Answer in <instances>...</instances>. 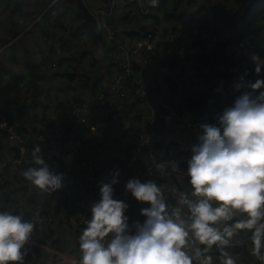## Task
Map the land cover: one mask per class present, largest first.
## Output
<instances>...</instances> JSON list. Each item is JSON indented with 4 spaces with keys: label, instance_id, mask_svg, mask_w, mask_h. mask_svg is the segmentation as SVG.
Returning <instances> with one entry per match:
<instances>
[{
    "label": "built area",
    "instance_id": "2783aa9c",
    "mask_svg": "<svg viewBox=\"0 0 264 264\" xmlns=\"http://www.w3.org/2000/svg\"><path fill=\"white\" fill-rule=\"evenodd\" d=\"M82 1L95 21L97 33L102 37L100 43L95 42L92 35L84 33L87 27L77 33L76 30L71 29V25L65 19L61 24L56 22L59 10L58 0H52L47 11L41 16L46 27L54 33L51 37L41 32L45 36L43 43L47 49L44 50L40 46L39 49L43 51L40 55L50 61L48 71L52 74L57 72L76 74L74 80L66 81L61 86L55 87L50 92L52 98L45 96V103L54 105L55 98L62 96L65 101L69 97V116L56 127L51 126L49 131L35 126L32 132L27 133L0 109V139L4 138L13 144L0 158V206L14 212H23L25 219L39 221L32 239L26 245L28 250L39 248L43 253L33 264H62L61 254L78 259L80 253L73 251L74 238H78L85 226V220L90 216L88 209L90 202L99 198L97 182L106 181L109 178L106 172L97 173L91 196L87 199L89 203L84 200L73 204L64 201L68 197V183H63L64 186L55 192H47L33 187L30 182L23 184L22 199L24 202H21L18 200V191L15 188L16 184H20L15 176L19 167L24 163L32 162V150L37 144L41 147L45 161L51 169L55 170L59 167V160L54 150L62 141V152L64 150L67 152L61 154V159H63V154L71 156L76 161L81 177V174L84 175L89 168V149L81 139L86 138L90 144L102 143L105 131L101 124L107 121L117 128L120 145L127 149V163L130 168L133 167L139 172L138 178L142 181L145 177L161 178L155 169H153V174L149 171V162L155 158L158 162L175 159L182 172L184 168L180 165L185 161L184 156L174 153L173 150L167 155V141L179 137L182 130L193 132L199 130L201 123H213L215 120V116L211 117L209 113L199 115L188 112L186 98L191 95L200 96L207 89L204 86L203 92H197L198 82L203 81L198 78L194 66L198 55L204 51L194 44V40L209 34L211 35L210 47L219 40H223L229 50L242 51L249 60H251L249 52H256L251 36L236 38L228 32H223L221 37L213 36L214 24H212L210 33L201 29L199 22H195L192 26H181L173 19H165L158 7L150 5L147 0ZM180 1L168 0V11L176 9ZM191 1L196 2L192 6L193 12L201 6L233 3L231 0ZM119 11L127 26V35L123 36L118 32L117 24L111 19L117 16ZM136 16L139 18H135ZM209 19L213 21L210 11ZM145 20L149 21L145 22ZM139 24L146 25L149 28L147 32L131 34L132 30L140 26ZM98 49H103L107 67L108 65L112 67H108L109 74L101 80L99 85L87 91L82 86L83 77L81 75L88 73L94 75V79L96 75H100L97 74L100 72V64L94 60ZM177 50L180 61L173 66L165 64L163 60L174 56ZM241 70L239 67L233 70L238 75L236 81L242 75ZM152 73L157 76L156 80L152 78ZM25 76H27L26 72L16 74V78L21 83L19 92L23 95L20 99L27 106V110L35 111L37 107L35 94L40 93ZM245 79L252 80L247 76ZM13 84L14 81L5 85L7 101L10 105L13 104V98L10 97L14 95L8 91L11 90ZM40 86L46 87L44 83ZM62 89L65 91L63 94L54 96ZM191 89L192 93H189ZM222 97L226 98V94ZM175 100H178L179 107H173ZM163 107L167 108L169 113H164ZM38 113L44 119L45 124L52 122L44 116L43 112ZM121 114L129 120L131 131L123 132L122 128L116 124L118 120L125 118ZM141 159L148 163L143 165ZM67 164L72 168L69 160ZM73 180H75L74 186L79 189L78 180L75 177ZM185 180L187 181V177ZM115 197L127 201L120 191H115ZM57 203L60 204V209L58 211L51 209ZM127 203L136 205L137 212L140 213L139 201L132 198ZM41 228L42 231H40ZM50 232H54L59 237L62 242L61 249L53 245V239H44V235ZM250 235V230H238L230 246L244 245L252 254ZM75 247L79 252L78 244ZM215 252L216 247L213 246L208 255L213 257V264H220L215 261L217 257ZM231 256L235 258L236 264L251 263L249 260L242 262L243 253Z\"/></svg>",
    "mask_w": 264,
    "mask_h": 264
},
{
    "label": "clouds",
    "instance_id": "9594fccd",
    "mask_svg": "<svg viewBox=\"0 0 264 264\" xmlns=\"http://www.w3.org/2000/svg\"><path fill=\"white\" fill-rule=\"evenodd\" d=\"M51 1L27 30L36 27L50 35L41 16ZM39 23L45 31L37 28ZM249 57L257 78L241 75L233 87L243 91L233 103L218 112L213 123L199 125L185 169L181 172L175 159L150 166V174L155 169L165 177L170 170L181 181L187 177L188 188L153 178H129L125 192L148 204L140 208L144 220L130 224L129 204L115 197L120 169L109 170V178L97 182L99 198L90 202V216L77 238L80 255L74 259L61 254L62 264H213L208 255L213 246L219 250L220 264H236L226 246L241 229L250 230L251 252L264 264V54L249 52ZM16 80L13 74L12 81ZM21 174L42 191L64 186L65 174L50 168L39 144ZM38 223L0 206V264H24L26 245Z\"/></svg>",
    "mask_w": 264,
    "mask_h": 264
},
{
    "label": "trees",
    "instance_id": "16d2710c",
    "mask_svg": "<svg viewBox=\"0 0 264 264\" xmlns=\"http://www.w3.org/2000/svg\"><path fill=\"white\" fill-rule=\"evenodd\" d=\"M49 1L50 0L47 1L44 9L47 7ZM185 1L186 0H181L178 7L172 11H168V0H159V4L157 5V7L163 13L165 19H173L177 21L181 26H192L195 22H199L200 28L210 33L212 24H214L213 36L221 37L223 32H228L236 38H241L246 35L251 36V41L255 46L256 52L264 54V0H231L233 2L232 4L229 2L227 3L232 7H230L226 3H215L213 5H210L209 7L201 6L196 12L192 11V6L196 2L190 0V5L188 7L189 15L187 11L181 9L183 2L185 3ZM20 4H27V1L21 0ZM20 4L15 3L13 10H10L9 18H11V21L8 23V26H5L4 28L5 30H8V27L10 28V33H13V38L11 40H6V43L11 42L19 35L17 31V22L14 19V15L18 12L16 10L17 5L21 6ZM69 4L71 8L68 7ZM203 11H206L208 13V17L206 19L198 20ZM209 11L210 13H212L213 21L209 19ZM66 14H68L69 17H72L73 20L82 23V25L79 27L80 29H74L77 33L80 32L85 25H87L88 27L84 29V33L92 35L95 42L100 43L102 41L101 35L95 30V21L93 17L88 13L82 0L62 1L58 10L56 22L58 24H61L62 21L66 18ZM135 18H139V16H136ZM139 25L140 26L135 28V30L131 31V34H140L143 32H147V30L149 29L146 25ZM39 26L41 30L45 31V28L41 23H39ZM123 34L127 35V32H123ZM32 36H34V38L41 37L43 38V41L45 37L38 29L33 30ZM27 37L28 36L23 34L16 41L18 42V44L24 46ZM210 39L211 38H209L208 34L194 40V44L198 45L201 50L204 51L203 53L198 55L197 63L194 66V69L197 73L198 78L203 81L207 89L205 93L200 96L191 95L187 97L186 104L188 105V112L191 114H197L198 111H201L199 115L209 113L210 116L213 117L218 112H221L225 107L230 106L235 100L236 96L240 94V91H243V89H241L240 91L234 90L233 85L238 78V75H236L233 71L234 68H241L242 70L240 74L245 75V73H247V75L245 76L249 77L253 81L257 78V76L254 72L255 65L253 61L244 56L242 51L229 50L223 40H219L214 46L210 47ZM9 47L14 48L15 46L14 44H11ZM178 52L179 51L177 50L174 56L168 57V59L163 60V62L170 66L176 65L177 62L180 61ZM25 63L26 68H28V72H26L27 76L25 77L30 80V83L34 86V88L39 90L38 93H45L47 91V88L40 86L41 83H44L46 87L49 86L55 88L61 86L63 83H66V81L74 80L76 77V74L74 73L57 72L52 74L48 71V69L46 71H43L42 68L39 65L35 64L31 59L30 61ZM262 75H264V73H262ZM81 76L83 77V79L81 80L82 86L87 89V91H90L89 89L95 88L97 86V82L95 83L91 77L89 78L85 74ZM152 78L154 80L157 79L155 73H152ZM20 86V81L16 80L8 93L22 98L23 96H20L19 92ZM217 89H220V91H217ZM223 94H226V98L222 97ZM7 99L8 97H5L3 107H8V109H11L10 102H8ZM2 110L8 116V111L5 109ZM162 111L164 113H169V110L164 107ZM184 132L185 131L182 130L181 134ZM175 146L176 143H174V138H172L171 141H167V155L170 154ZM65 152L67 151L64 150V152L57 154L56 157L61 156V154ZM31 163L32 162L24 163L23 166L19 167V169L17 170V175L15 177L20 185L26 184L28 182L21 173ZM180 166L185 169L186 161L182 162ZM177 177L178 176L176 175V173H172L169 170V176L156 178L155 180L157 183H164L167 185L170 181L171 183L176 181ZM115 191L118 190L115 188ZM167 195H169V198H171L170 194ZM60 207V204L57 203L56 206L51 209H55L56 211H58ZM129 221V223L131 224L135 220L129 219ZM75 236H77V234H75ZM44 239H53V245L58 249L62 248V242L54 232H50V234L44 235ZM226 249L230 255H240L247 252L246 246L244 245L232 247L226 246ZM73 251L77 254L79 253L75 245L73 246ZM42 255L43 253L39 248H33L29 250L28 254L25 256L24 264L36 263L35 261H37V259H39ZM215 255L217 256L215 258V261L220 263V253L218 249H216ZM245 262L247 261L245 260ZM260 264H262V262H260Z\"/></svg>",
    "mask_w": 264,
    "mask_h": 264
},
{
    "label": "crops",
    "instance_id": "0c3cea01",
    "mask_svg": "<svg viewBox=\"0 0 264 264\" xmlns=\"http://www.w3.org/2000/svg\"><path fill=\"white\" fill-rule=\"evenodd\" d=\"M64 1V0H62ZM62 1L59 2V8L62 3ZM20 4V3H19ZM190 5V0H186L185 3L183 2L182 10H185L188 12V7ZM7 5L4 3L0 6V19L4 21H8L10 11L5 15V11L8 8ZM14 7V6H13ZM13 7L11 10H13ZM69 8H71L70 4L68 5ZM16 10L18 11L15 13L14 17L17 16L19 12H23L20 17H23L25 22L26 16H33L34 9L30 10H22L20 6L17 5ZM33 12V13H32ZM26 14V15H25ZM163 15V13H162ZM189 15V12H188ZM164 17V15H163ZM208 17V13L206 11H203L201 14L200 19H206ZM112 21L117 24L118 32L123 36V32H127V26L125 25V20L122 19L121 15L113 16ZM65 20L69 22L71 25V29H78L82 23H79L76 20H73L72 17H69L68 14H66ZM149 20H145V22H148ZM206 21V20H203ZM21 22V20H20ZM74 23V24H73ZM167 27V26H166ZM1 33V32H0ZM54 35L53 31H51L50 36L52 37ZM50 45V43H48ZM43 48L44 50L47 49V47L43 43V38H34V36H28L27 40L25 41V45L18 44L17 47L20 49L23 47V53L24 57L22 59V64H20L19 67L11 69L10 67L0 68V109H5L8 111V116L11 118V121L18 123L20 128L24 130L27 133H30L33 131L34 128L40 127L43 130L49 131V128L56 127L59 125V123L62 122L63 119L67 118L70 114V106L68 103L69 97L66 98L64 101L63 97L60 96L59 98H55L54 105L45 103V96L47 98H52L50 95V92L54 90V87H45L47 88V91L40 94H35L36 101H37V107L35 111L27 110V106L21 101V99L18 96H11L10 98H13V104L11 105V109H8V107H3V104L5 102V97H7V90L5 88V85L7 83H11L13 80V74H20V72H28V68H26V63L30 61V59L37 65H39L43 71H46L49 69L50 61L40 55L43 51L39 49V47ZM2 48V46H0ZM44 54V53H43ZM19 55V53H18ZM46 55V53L44 54ZM103 49H98L97 53L95 54L94 60L99 62L100 64V72L97 74H100V77L98 79H94V75L84 73L89 78L91 77L94 82H97V85L101 82V80L109 74V68H111V65H108L105 60ZM74 62V61H73ZM68 63V62H65ZM49 89V90H48ZM65 91L64 89L58 91L54 96L63 94ZM20 96H23L20 92ZM43 112L44 116L47 119H51L52 122L49 124L44 123V119L40 116L38 112ZM121 116L125 118H121L116 123L119 125L123 132H127V130L131 131L132 127L130 126L129 120H127V117L124 114H121ZM101 127L105 131V138L102 143H93L90 144L86 141V138L81 139L83 143H85L89 149V168L87 169L86 173L84 175L81 174L77 169L76 161L69 155L63 154L62 158L60 157L59 167L55 169L56 172H62L64 173V181L63 183H68V197L64 199L66 202L75 203L79 200H84L86 203H89L90 201H87V199L91 196V190L94 185V180L97 177V173L106 172L109 176V170L114 168H119L121 175H120V182L115 185L114 187L122 192L127 199V202H130V200L133 198L130 193H126L124 190V185L127 182L129 178L132 177H138L139 172L135 171L133 167H129V164L127 163V149L123 148L120 145V142L118 140V131L116 127H113L111 124H109L107 121H103L101 124ZM196 135L191 131H185L182 133V136L180 137H174V143H176V146L174 147L173 151L174 153L178 155H183L184 160L186 157L191 155L190 152V145L195 142ZM8 140L1 138L0 139V158L7 152V148L9 146H12L13 144L10 142H7ZM62 141H60L59 146L55 148L54 153L55 156L57 154H60L62 149ZM59 157L57 159L59 160ZM67 160H69L72 168L68 166ZM186 161V160H185ZM141 163L143 165H146L148 162L144 159H141ZM14 174V171H13ZM178 176V175H177ZM76 178L79 182V189H77L73 182V178ZM150 177H145L146 179H149ZM169 184V183H168ZM174 185H178L183 187L184 189L188 188L187 182L181 181L179 176L177 177L176 181L172 182ZM15 188L18 191V200L21 202H24V199H22L23 195V185H15ZM146 207V206H145ZM138 207L136 205L129 204V208L127 209L126 214L129 216V219L132 220H139V212H137ZM130 222V221H129ZM64 238V236H63ZM75 245L78 244V239L74 238ZM242 262H245V260L251 261L250 264H253V262H257V264H260L259 259L251 254L249 251L246 253H243V257H241ZM259 262V263H258Z\"/></svg>",
    "mask_w": 264,
    "mask_h": 264
},
{
    "label": "rangeland",
    "instance_id": "374dc122",
    "mask_svg": "<svg viewBox=\"0 0 264 264\" xmlns=\"http://www.w3.org/2000/svg\"><path fill=\"white\" fill-rule=\"evenodd\" d=\"M27 4L21 5V9L22 10H30V9H34L35 11V15H31V16H26V21L24 20L23 17H20L22 12H19L17 14V16L14 17L15 21L17 22V31L18 34L20 35H26V36H32V32L33 30L36 29V27L30 28L29 30H27V28L31 25V23L33 22V20H36L39 15L43 12L45 5L47 4L48 0H26ZM8 2V8L5 11V15H7V13L11 10V8L13 6H15V3L19 4V0H0V6L3 5L4 3L7 5ZM26 15V14H25ZM117 15H121V12H117ZM21 20V22H20ZM11 21V18L8 19V21H4L0 19V46H2V48H0V68H4V70H6L5 68L10 67L11 69L13 68H17L20 66V64H22V59L24 57V53H23V47L20 49L19 47H17L18 42L16 41L17 38H14L11 42L6 43V40H11L13 38V33H10V28L8 27V30H5V26H8V23ZM37 28H40L39 24H37ZM8 44H14V48L7 46ZM19 53V55H18ZM204 83L199 81L198 82V88H197V92L201 93L204 91ZM189 93H192V89L189 91ZM179 103L178 100H175L173 102V107H179ZM198 130H194L193 133L196 135ZM182 136V135H181ZM154 162H158V160L155 158V160H151L149 162V165L151 166ZM169 176V175H167ZM171 183V181L169 182ZM172 184V183H171ZM140 206L142 207H147L148 204L147 202H140ZM140 216V217H139ZM139 217V221H143L144 217L139 213L138 215ZM69 241V238H68Z\"/></svg>",
    "mask_w": 264,
    "mask_h": 264
},
{
    "label": "water",
    "instance_id": "95a60500",
    "mask_svg": "<svg viewBox=\"0 0 264 264\" xmlns=\"http://www.w3.org/2000/svg\"><path fill=\"white\" fill-rule=\"evenodd\" d=\"M20 36H21V34L18 35L16 38L18 39ZM210 37H211V35H209V38H210ZM99 77H100V75H96V76H95V79H98ZM200 112H201V111H198L197 114H199ZM42 230H43V229L41 228L40 231H42ZM40 240H41V241L43 240L42 237L40 238Z\"/></svg>",
    "mask_w": 264,
    "mask_h": 264
}]
</instances>
